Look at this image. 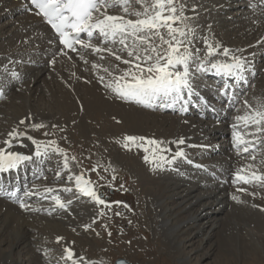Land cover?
<instances>
[{
  "label": "bare ground",
  "instance_id": "6f19581e",
  "mask_svg": "<svg viewBox=\"0 0 264 264\" xmlns=\"http://www.w3.org/2000/svg\"><path fill=\"white\" fill-rule=\"evenodd\" d=\"M180 1L181 0H179V3ZM183 4H185V2ZM204 4H207V7L204 6L206 8L202 7ZM23 6L24 3L22 0H0V7H6L4 12L0 13V19L4 17L11 18L13 15L19 14ZM231 8H235L234 15L229 11ZM140 9L138 10L142 11V6ZM214 12L223 14L222 16L219 15L218 21L210 20L207 16L209 13ZM109 13L119 15L122 13V9L119 7L118 10L110 9ZM184 16L190 18L187 20V24L190 28L197 25L200 29V37H202L203 43L198 42V37L193 38L190 50L199 49V57L201 59H203L207 53V46L204 43L205 38H207L213 46H215L217 42L221 45V48L217 49V55L215 56L216 60H227L230 62L233 54L240 56L245 61L243 69L240 71H242L243 74H247L255 70L256 72H254V74H257V70L259 69L257 65L255 66L253 63L258 57L264 56V4L259 5L257 0H242V2L233 4L229 0H190V2L184 6ZM127 18L136 19L135 16H129ZM18 19L20 20H17L18 24L10 35L11 41L9 48L5 52L0 51V56H3V58L8 57L21 49L23 50L26 46L36 44L27 51L28 54L32 53L35 55L34 57L40 58L39 52L46 51L51 52L53 58L49 59L47 64H42L40 66H38L39 61H31L36 65L31 66L32 72L30 74L22 73L24 77L27 76L30 83L37 82L42 74L52 70L56 78H58L61 83L69 86L72 91L76 90L78 84H82L81 81L85 84H89V87L83 86L81 91H76L74 93L77 99L80 98L81 107L77 106L79 112L74 108L72 109L69 121L75 120L78 114H80L79 120L81 116L82 118H86L96 112L101 115L102 120L97 125L99 135H95L98 137L95 139H98L99 143L100 141H105L106 144L103 145V143H100L96 148L98 151L100 150V155H108L110 152V157L115 163H119V165L127 164V170L141 183V187H147L144 195H142V199L144 198L146 205L151 211H149L151 213L149 216L150 224H153L155 231L162 234L161 236L163 240L166 241L168 250L177 254L175 258L180 264H191V252L192 255H199V258L204 259L210 257L212 254L211 251L213 250L211 249L210 241L221 228L222 218L220 216L224 212H226L225 215H231L232 219H230L229 225L236 237L238 236V232L247 229V227L252 226V223H255V227H258L262 234L261 238L264 239V220L261 217L264 214V187H261L255 182L245 184L242 182L236 183L234 180L231 181L232 184L229 185V187H220L218 183L202 185L200 182H197L198 176L191 175L187 177L184 175V172L195 174L199 171L194 167L184 166L180 157H177L173 161L171 160V157L175 156V153L179 150H183L184 154L186 156L188 155V157L189 155L198 156L201 152H205V147L208 149L206 150L207 153H212V150L221 151L220 147L216 146L215 143H212V141L209 142L210 139H213L212 137H219L217 134L218 128L214 122L211 120L201 121L195 116H190V118H192L188 120V116L182 117L172 115L165 111L163 112V101L154 100L150 105H146L144 103H138L134 99L121 98L118 94L114 97L112 93L113 89L107 87V85L110 82H114L116 77L121 76L124 70L130 67V65L123 63V60L131 59L128 57L126 50L121 51L123 46L119 43L117 44L120 46L112 42H107L108 44L100 46L112 48L121 57L120 60H117L116 57L109 52L98 53L94 51L85 54L81 60L68 56L60 57L58 50H54V45L49 38L48 31H46L47 29L41 27L40 24L37 28H33V22L36 23L37 18L33 17L32 14L26 13L21 15ZM207 24L211 27L209 30L205 28ZM217 24L222 27H227L228 31L231 32L232 38L223 37L215 32L218 27ZM0 34L2 35L1 32ZM1 35L0 38L2 37ZM155 42L159 43V40L157 39ZM128 43L131 44L132 41L129 40ZM5 46L8 47V43ZM225 47L231 50L227 57L222 54V49ZM55 54L57 55L54 56ZM91 56L94 57V59ZM208 59H213V57H208ZM28 61L30 60H24L23 65H25L26 68L28 67L26 64L29 65V63H26ZM52 61L58 64L51 67ZM84 62H88L89 64L86 65ZM94 65H99V67ZM25 66L21 68H25ZM6 67V59H1L0 72H5ZM87 69L89 73L85 72V74H82L84 77H81V73ZM104 69H108V71L106 72ZM192 70L195 71L194 67ZM19 74V71L13 74L11 85L12 82L19 77ZM22 75L20 74V78ZM197 75H199L198 78ZM0 77L1 83L3 76ZM101 77H103V80H101ZM195 77L193 82L200 83L203 75L197 72ZM121 83H123V81ZM251 84L252 81L249 85L251 86ZM49 92L54 94L55 89ZM1 94L2 89L0 87V95ZM262 94L264 96V90ZM262 100L264 99L259 96L251 102V104L248 103L246 105L245 100L242 101V105L246 106V112H250L258 108ZM154 104L157 105L155 108ZM249 105H251V108ZM59 108L62 110L61 107ZM49 118L57 119V117L50 113L47 104H43V107L35 111H32L30 105H28L24 114L11 117V120L7 121L8 126H4L3 129L0 130V147L32 156L31 160L21 162V164L11 170L20 169L21 172H24L27 176H32L33 181L31 185L24 184L20 193L22 201L28 205L27 208H22L21 206L14 207L11 204L5 203V199H0V227H3L0 235L6 237L4 241H0V260L2 264H32L34 262L32 257L26 259L25 262L19 261L20 251H16L15 253L14 251L19 246H21L22 251L26 249V247H30L32 241L28 233L34 230L33 226L35 222L44 221L47 225L53 226L56 230L49 236L50 241L55 243L57 247L50 256H47L48 261L53 264H73V261L63 258L65 255V248H71L76 254L74 259L77 260L78 264H102L101 262L103 260H88L74 248V245L83 246L85 241H101L102 239L98 237L99 235L97 236L95 232L89 229H81L74 233H67L65 229H63L65 226L63 221H65V219L58 214V216L55 217V214H53L56 211L65 209V207L61 208L57 206L52 196H63L65 194L69 196L68 193L71 191H65V189L74 190L79 193L81 197H85L86 199L89 198V200L90 197L81 194L76 187L75 176L81 174H73L70 165L68 169H65L63 167L64 158L57 157L58 153H53L56 150L53 149L52 146H48L51 148L50 152L44 148L40 149L46 152L45 155L37 156L33 153L34 150L37 151V144L33 141H41V139L32 132L33 127L31 125L38 124V121L45 122ZM65 118L66 116L63 117L64 121ZM21 120L25 122L21 124ZM59 121H61V119H59ZM236 123L237 121L232 122L231 126ZM13 129L17 131L18 135L11 138V144H5L4 142L9 139L7 133ZM239 130H244L242 124ZM76 132L77 135L80 136L85 133L88 134V129L79 127L75 133ZM92 132L89 131V133ZM222 132H224V130H222ZM243 132L249 133L247 130ZM255 134H257V137H260L259 141L262 146L258 144L259 147L261 146L260 150L255 154H248L247 156L241 157V150L239 148L234 146L233 149L230 143L227 145V141H222L224 145L226 144V150L231 148L229 150L230 155L227 156L229 158L225 160L224 168L228 166L233 169L234 173L239 169H245L243 173L245 175L250 174L251 171L264 173V133ZM125 136L145 137L146 139L143 141L137 140L127 143L136 145V148L137 146H142V149L147 145L151 148L152 152H148V150L134 151L130 148L126 149L127 147L124 146L126 143L124 140ZM180 138L184 139L183 144L176 143ZM246 139L252 141L253 145L258 142L253 135L246 136ZM148 140H157L162 143L157 146L148 143ZM107 143L110 148L107 146ZM128 147H130V145ZM154 149L158 150L154 151ZM146 156L148 160H145ZM152 156L159 159L162 156L166 158V161L160 159L162 161H153L152 163L149 161ZM253 156L255 159H252ZM99 158H101V156ZM249 165H253L254 167L249 169ZM52 172L54 174L51 179L61 180L62 176H64L63 179H65L67 183H70L71 187L64 186L63 184L47 185L45 182L46 179L42 178L43 181L38 180L43 174ZM57 173H59V175H57ZM69 177L72 178L69 179ZM92 186L96 188L93 184ZM46 188H52L54 191L51 193L46 192ZM240 188H244L246 191H238ZM28 191L35 194L26 196L25 192ZM233 195L239 197V199L234 200L232 198ZM71 199L72 198H63L61 200L67 202L71 201ZM47 201L50 202V204H47ZM67 206L68 204H66V207ZM85 210L90 212L92 208L87 205ZM117 213H119V211H112L108 218L116 223L118 227H121L124 221L130 220V214L122 213L123 215L120 216L121 213H119V215H117ZM50 214L54 216L51 217ZM78 216H81V214ZM76 221L77 220H75V222ZM93 221L94 220H91L90 222V220H88L89 223L87 224L93 225V223H96ZM139 221L145 223L144 218H140ZM206 228L207 231L203 238L196 239V241L195 238L202 235ZM128 231L129 230L124 234L132 233ZM131 236L132 235L129 237ZM57 237H62L63 239L58 242ZM205 239L206 241L204 242ZM245 240L246 238L240 237L242 243ZM4 243L8 246L7 250L1 249V245ZM207 243H209V245H207ZM101 246L103 247V245ZM40 247L46 248V245H41ZM199 252L201 254H198ZM80 257H83V259L79 260L78 258Z\"/></svg>",
  "mask_w": 264,
  "mask_h": 264
},
{
  "label": "rangeland",
  "instance_id": "374dc122",
  "mask_svg": "<svg viewBox=\"0 0 264 264\" xmlns=\"http://www.w3.org/2000/svg\"><path fill=\"white\" fill-rule=\"evenodd\" d=\"M186 1L181 0L179 4H183L185 2V4L183 5L186 6L188 2H190V0H186ZM229 1L232 4L236 2H240L234 0L233 1L229 0ZM204 6L207 7V4H204L202 6L203 8H206ZM6 7H0V13H3ZM132 8L138 10L141 8V5L136 3L135 0H132ZM114 9L118 10V8H114ZM234 10L235 8L229 9V11L232 12V15H234L233 14ZM21 15L24 14L19 13L13 15V17L11 18L4 17L0 19V32L2 33V35L0 34L2 36L0 38V51L5 52L8 50L11 41L10 35L13 32L15 26L18 24L17 20H20L18 18ZM219 15L222 16L223 14H220L219 12H214V13H209L207 16L209 17L210 20L218 21ZM217 26L218 27L216 28L215 32L219 33L223 37L226 36L232 38L231 32L228 31L227 27H222L219 24H217ZM205 28L209 30L211 27L209 26V24H207ZM192 29L193 32L190 33L188 40L192 41L193 38L198 37V42L203 43V39L202 37H200V33H199L200 29L198 28V26L195 25ZM7 43H8V47L5 46ZM35 45L36 44L32 46ZM116 45L120 46L117 43ZM32 46L30 45L26 46L23 48V50L21 49L22 51L19 50L10 56H15L21 52L28 54L27 51L31 49ZM30 55L33 54L30 53ZM8 57L3 58V56H0V60L7 59ZM260 57L261 59L259 60ZM260 57H258L255 60V62L259 60L258 61L259 65H257V67L259 69L258 72L259 71L261 72H259L260 74L258 73L259 75L255 77V79L252 81V84L249 88L250 92L247 93L246 98L244 99L249 104H251V102L257 99L259 96L262 99H264V96L262 94V91L264 90V63L261 64L262 62H264V58H262L263 56ZM92 58L94 59V57ZM25 59H27V57H24V60ZM22 60L21 62L15 64L13 62L11 63L9 61H6L7 63L6 70L8 66L12 67L13 65H16V67H14L16 69L15 72L19 71L21 75L23 72H24L23 74L27 73L25 72V70L27 71L28 67L26 68V66L23 65L24 60L23 61ZM84 64L88 65L89 63L84 62ZM23 66H25V68H21ZM85 72L89 73L88 69L85 70L83 73H81V77L83 76L82 74H85ZM3 73L4 72H0V76H3V79H1V83H3V81L5 83L7 79L6 75H3ZM20 74L18 75L19 77ZM11 81H7V82L11 83ZM81 82L82 84H78L76 90L72 91L69 88V86L61 83L58 80V78H56V76L53 74L52 71L51 72L48 71L46 74L45 73L42 74L37 82L30 83L28 81L23 85H19L18 87L13 88V91H10V93L7 94L5 99L0 100V130L3 129L4 126H8L7 121L11 120V117L15 115L20 116L24 114L26 107L28 105H30L32 111H35L36 109L43 107V104H47V108L50 109V113H52L55 117H57V119L49 118L45 122L38 121V124H43L45 127L39 129L33 128L32 132L45 143H47L48 141H54L55 145L52 146V148L55 150L57 148L62 149L63 151L61 152L56 150L53 153H58L57 157L65 158V156H67L69 165L72 168V173L73 174L80 173L81 175H83L84 178L90 180L92 184L96 187V189L98 188V191L103 194V198L106 200V202L111 205V207L109 208L106 205H101L98 204L97 202L92 203L93 201H91V199L89 200V198L86 199L84 197L86 199L85 202L80 203L75 201V203L72 206H69L70 204H68V206L65 207V209L67 208L66 212H69L70 214H66V215L58 214L59 216H62V218L65 219V221H63L65 225L63 229H65L67 233H74L75 231L77 232L78 230L81 229H89L95 232L97 236L99 235L98 237L102 239L101 241L103 242L98 240L97 241L95 240L94 242L85 241L83 246L82 245L75 246L73 244L75 250L79 254L83 255L84 258L88 260L96 259L97 261L103 260L101 262L102 264H113V262L117 258H123L126 261H128L130 264H180V262L175 258L177 257V254L168 250L167 243L165 240H163L161 236L162 234L158 231H155L153 228V224H150L151 222L149 216L151 215L150 213L151 211L149 207L146 205V201L144 200V198L142 199V195H144L145 189L147 187L146 186H144L143 188L141 187L142 186L141 183L138 180H136L135 177L132 176L130 171L127 170L128 169L127 164L119 165V163L118 164L115 163L114 160L111 159L110 157V152L108 153V155L106 154L107 155L106 158V155H100L101 154L100 150L98 151V149L96 148L98 147V145H100V143H103V145L106 144L105 141H100L99 143V140L95 139L98 138L95 135H99L97 125L102 120L101 115L96 112L94 114H91L90 115L91 117L88 116L89 118L88 117L82 118L81 116V119L79 120L80 114H78L75 120L69 121L70 115L72 113V109L74 108L77 112H79L77 106L81 107V100L80 98L77 99L74 93L76 91H81L83 86L89 87L88 83L85 84L83 81ZM54 89H55V93L51 94L49 91H52ZM59 107H61L62 110H60ZM243 111L244 113H246V110ZM65 116L66 118L64 121L63 117ZM191 118L190 116L187 117L188 120H190ZM59 119H61V121H59ZM79 127L88 129V134L85 133L78 136L77 132L75 133V131H77ZM89 131L91 132L93 131V132L89 133ZM212 138L216 139V137H212ZM210 141L211 139L209 140V142ZM129 145L130 147H127L126 149L130 148L131 150L134 151L135 150L142 151L135 149L136 145H131V144ZM107 146L109 147L108 143ZM224 146H225L224 151L225 152L229 151L226 150V144ZM139 147L140 146H137V148ZM145 150H148V152H152L151 148L147 145L145 146ZM97 155L99 157L101 156V158H99ZM229 155H230L229 153H226L225 156H229ZM72 157H75V159H72ZM152 158H154V156H152L151 159ZM44 175L45 174H43V176ZM43 176H41L38 180L43 181V179H46L45 182L47 183V185L63 184L64 186L71 187L70 186L71 184L67 183V181L63 179L64 176H62L61 180L59 181H64V183H67V185L64 184L63 182H59V183H56L55 181L52 182L51 180H53L54 178L51 179L52 176L49 174H47L46 176L48 177L51 176L50 178L48 177L44 178ZM197 180H196L197 182H200L199 178ZM73 192L74 190L73 191L71 190L70 193ZM70 193H68L69 196L65 194L63 196L59 195V197L61 199L72 198L73 195ZM72 200L73 199H71V201ZM117 201L122 203H114ZM47 204H50V202L47 201ZM87 205H89L92 208V211L87 212L85 210ZM115 210L121 213L120 216L123 215L122 213L130 214V220L126 222L124 221L125 223L123 222L124 224L122 223L121 227H118L116 223L112 222V220L108 218L110 213ZM102 212L103 214L101 215ZM225 213L226 212H224L220 216L222 218L221 228L218 230L217 234L210 241L211 249H213L211 251L212 254L210 255V257L204 259L199 258V255L197 254L192 255L191 252L190 263L191 264H198V263L199 264H264V239L261 238L262 234L260 233L259 228L255 227V223H252V226H249L247 227V229L238 232V236H237L238 238H237L231 226L229 225L230 219H232L231 215L229 214L225 215ZM53 214H55V217L58 216L56 213ZM80 214L81 216H78ZM50 215L51 217L54 216L52 214ZM261 217L264 220V214ZM140 218H144L145 223H141L139 221ZM75 220L77 221L75 222ZM88 220H90V222L91 220H94L96 223H93V225L87 224L89 223ZM34 224H35L33 226L34 230L28 233V235L31 236L30 240L32 241V244L34 245L31 244L30 247L29 246L26 247V249H24L23 251L21 246H19L18 248L15 249L14 253L16 251H20L19 261L25 262L26 259L32 257L34 261L32 264H39V263L53 264L50 261H48L47 256L48 255L50 256V254L56 250L57 245L51 242L49 237L51 236L52 232H55L56 230L53 226L47 225L44 221L35 222ZM85 225H89V227L85 228ZM2 230L3 227H0V233ZM127 230H129L132 233L124 234ZM206 231L207 228L204 231V233L202 235H199L198 238H195V240L199 238H203ZM130 235H132L133 238L132 236L129 237ZM240 237L246 238L247 241L245 240L242 243V241H240ZM5 238L6 237H2L0 235V241H4ZM205 241L206 239L204 240V242ZM41 245L42 246L46 245V248L40 247ZM101 245H103L104 248ZM207 245H209V243H207ZM1 249L7 250L8 249L7 244L5 243L2 244ZM236 251H237V256H236ZM198 254L201 253L199 252ZM0 264H2L1 260H0Z\"/></svg>",
  "mask_w": 264,
  "mask_h": 264
},
{
  "label": "snow or ice",
  "instance_id": "6c2138e0",
  "mask_svg": "<svg viewBox=\"0 0 264 264\" xmlns=\"http://www.w3.org/2000/svg\"><path fill=\"white\" fill-rule=\"evenodd\" d=\"M135 2L142 6V11L132 8V0H31V3L39 9V12L47 18L48 23L59 34L60 43L72 52H77L76 45H80L82 48H89L98 53L109 52L117 60H120L121 57L112 48L93 45L91 40L95 36L100 38L102 43L112 42L123 46L121 51L126 50L128 57L131 58L123 60V63L130 65V67L125 69L121 76L116 77L114 82H110L107 87L112 88L124 99H134L138 103L146 105H150L154 100L163 101L162 106L167 107H171L180 101L186 105L188 100L185 99V93L189 98L195 94L193 80L197 72L216 70L228 75H236L243 69L245 61L240 56L233 54L230 62L216 60L217 49H220L221 45L217 42L213 46L207 38L204 40L207 53L203 59L199 57V49L190 50L192 41L188 40V36L193 32V29L187 24V20L190 18L184 16V5L179 4V0H135ZM118 7L122 9L121 14L109 13L110 9ZM129 16H135L136 19L127 18ZM80 33L86 34L87 41L79 38ZM157 39L159 43L155 42ZM129 40L132 41L131 44L128 43ZM230 51L225 47L222 49V54L227 57ZM61 52L67 55L63 49ZM208 57H213V59H208ZM54 62L52 61V63ZM94 66L99 67V65ZM193 67L195 71L192 70ZM104 70L108 71V69ZM122 81L123 83H121ZM227 87L228 85H225L224 89L221 90L224 94H227L225 91ZM167 101H171V103H167ZM245 104L247 105L248 102L245 101ZM205 106H208L207 101H205ZM249 107L251 108V105ZM181 110H186L183 105ZM235 119L237 123L233 125L235 129L233 133L234 146L237 148L244 146L242 150L248 152L253 144L252 141L246 139V136H254V134L241 132L239 129L241 124L245 128L254 125L256 126L255 133H264V100L260 102L258 108L246 112L242 116H237ZM24 122V120L20 121L21 124ZM31 126L36 129L45 127L43 124ZM17 135L15 129L8 132L9 139L4 143L11 144V138ZM254 138L259 142L260 137L254 136ZM145 139V137L125 136L126 143L124 146H129L127 142ZM33 142L37 144V156L46 154L40 150L41 148L47 149L48 146L55 145L54 141L45 143L34 140ZM148 143L159 146L162 142L148 140ZM176 143L183 144L184 139L180 138ZM56 150L63 151L58 148ZM156 150L158 149H154V151ZM183 155V150H179L173 159ZM31 159L30 155L0 147V171L16 168L21 162ZM160 159L164 158L161 156ZM252 159L255 157L253 156ZM145 160H148L147 156ZM63 167L69 168L67 156L64 158ZM253 167V165L248 166L249 169ZM244 172L245 169L237 170L234 175V182L245 184L255 182L264 187V173L251 171L250 174L245 175ZM71 178L69 177V179ZM75 181L81 194L92 198L98 204L111 207L103 198V194L92 186L90 180L85 179L83 175H78L75 176ZM45 191L51 193L54 190L46 188ZM65 191H71V189H65ZM238 191L244 192L246 189L240 188ZM34 194L31 191L25 192L26 196ZM232 198L234 200L239 199L235 195ZM52 199L61 208L71 203V201H62L58 195L52 196ZM20 206L22 208L28 207L23 201H21ZM88 227L89 225H85V228ZM62 239V237H57L58 242ZM64 252V259L73 261V264H78L77 260L74 259L76 254L71 248H65ZM78 259L82 260L83 257Z\"/></svg>",
  "mask_w": 264,
  "mask_h": 264
},
{
  "label": "water",
  "instance_id": "95a60500",
  "mask_svg": "<svg viewBox=\"0 0 264 264\" xmlns=\"http://www.w3.org/2000/svg\"><path fill=\"white\" fill-rule=\"evenodd\" d=\"M115 264H129V263H127V262H126L125 260H123V259H118V260H116Z\"/></svg>",
  "mask_w": 264,
  "mask_h": 264
}]
</instances>
